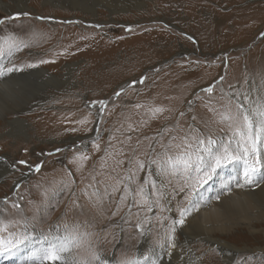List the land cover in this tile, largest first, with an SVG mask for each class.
<instances>
[{"label":"rangeland","instance_id":"374dc122","mask_svg":"<svg viewBox=\"0 0 264 264\" xmlns=\"http://www.w3.org/2000/svg\"><path fill=\"white\" fill-rule=\"evenodd\" d=\"M7 2L0 42L19 47L0 63L22 71L3 76L0 87V235L29 239L0 253V264L38 262L44 237L66 233L76 237L72 264H96L94 254L130 264L152 249L161 260L173 239L183 259L227 264L216 245L186 239L175 223L193 181L161 166L185 153L195 160L197 140L209 136L231 141L230 151L239 143L237 155L251 148L229 118L238 95L264 107V0H143L122 10L81 0H25L23 9ZM256 155L260 161L257 144ZM233 167L232 177H244L243 160L216 172ZM238 186L234 179L230 188ZM230 220V234L217 237L248 248L230 264H264L262 224L251 233Z\"/></svg>","mask_w":264,"mask_h":264},{"label":"bare ground","instance_id":"6f19581e","mask_svg":"<svg viewBox=\"0 0 264 264\" xmlns=\"http://www.w3.org/2000/svg\"><path fill=\"white\" fill-rule=\"evenodd\" d=\"M7 1L14 2L16 6L20 9H23L25 7L24 4L25 0H0V7L3 8L5 11H9L7 9L9 5ZM81 1L85 3L83 7H87L85 5H88L90 2L91 3L95 2L104 6L108 10H118V9L122 10V9H127V6L129 5L139 6L141 5L143 0H81ZM150 5L151 6L156 5V0H151ZM89 8L91 7L89 6L88 9H85V11L91 10ZM42 72L45 71L42 70ZM5 77L3 79L2 77H0V87ZM4 112H5L4 109L0 107V116H2ZM15 121L22 122V120L20 119H15ZM257 146L261 154V157L259 161L260 162L259 167H257L258 170L251 176V182H249L244 177L239 176L241 173L240 174L236 173L235 178L232 177L230 172L236 171L234 167H233L234 169L232 170L230 168H227L222 171L216 172L211 182H209L208 185L204 186L200 190V194L196 202V209L194 211H191L190 214L186 215L184 219V224L182 225L183 234H185L186 239L190 238L191 236H194L205 240V242L207 243H213L221 250L227 264H230V261L233 255H235V252L241 251L242 249L244 250L248 249V248L236 247L234 245L224 242L222 239L217 237V236H221V234L224 236L230 234L228 232H229V226L232 223L230 220L232 217L236 218V223L238 225L243 224L244 226L247 227V229H249L251 233L255 232V229L257 228L256 227L257 224L261 223L262 229L260 230V232L264 234V139L258 141ZM6 167L7 166H5L4 169H0L1 174H3V172H6L5 171V169H7ZM244 170H246V168ZM234 179H235V183L237 182L239 183V186L235 189L230 188ZM38 238L42 239L43 237L39 236ZM29 241L30 243L26 244L25 246L28 245L31 246L32 243L35 242V240L33 239H30ZM141 244L144 246H148L146 237L144 238L143 242L141 241ZM35 248L37 249V247ZM158 250L152 249L149 256H145L143 252L140 251L138 257L130 264H196L195 263L196 259L194 260V259L182 258V253L184 252H182L180 247L177 246V243L174 239L173 241H170L169 248L166 249L167 251L161 260L159 259L160 252ZM26 251L29 250L26 248ZM66 258L68 264H72L68 260V256ZM32 260L33 259L29 256V259L23 261L24 262L23 264H29V262H31ZM106 260L108 262L107 264H116L114 263L115 261L114 262L110 261V259H106ZM36 264H39V260L38 262H36ZM44 264H50V262L45 261Z\"/></svg>","mask_w":264,"mask_h":264},{"label":"snow or ice","instance_id":"6c2138e0","mask_svg":"<svg viewBox=\"0 0 264 264\" xmlns=\"http://www.w3.org/2000/svg\"><path fill=\"white\" fill-rule=\"evenodd\" d=\"M261 36H264V33H261ZM14 47L18 48L19 46L9 45L7 50H5L2 42H0V61L6 57H11ZM29 66L31 67L32 65ZM16 71H22V69L16 68L15 66L8 67L0 63V77ZM206 91L211 93L212 87H208ZM248 99L249 97L247 95L243 96L244 101ZM98 103L101 105L104 104L103 101H99ZM229 119L233 121L232 126H234V135L240 136V138L246 142H251V148H244L243 152L237 155L234 153L239 149V143L237 149L230 151L231 141L225 144L209 136L207 142H205L204 139L197 140L194 149L196 153L195 160H192L189 153H185L184 157L176 159L169 158L168 161L162 163V172L168 171L169 165H171L172 169H182L187 173L188 178L193 181L188 187L191 188L194 194L191 196L188 206L180 209V219L175 221L178 225H183L184 217L196 209V202L200 194V189L212 179V173H215L218 169L226 167L235 161L243 160L246 168L244 177L251 182L252 174L258 170L256 165L259 163V159L256 155V144L257 141L264 139V107H253L252 104L246 105L240 101L238 95L237 111ZM20 163L26 162L21 161ZM153 163L155 164V161H153ZM36 167L37 169L39 168V166ZM141 167H143V165H141ZM179 191L184 192L185 189L180 188ZM186 199H188V197H186ZM0 231H6V229L0 228ZM28 239L29 237L24 235V233H9L8 239L0 235V253L10 254L26 243ZM44 239L48 241V243L46 247L38 251L39 264H44L45 261L50 262V264H68L66 257L70 252L71 246L75 243L76 237L66 233L65 235L58 234L51 237H44ZM92 261H95L96 264H107L106 261H101V257L98 254L93 255ZM29 264H36V261L33 260L29 262ZM88 264H92V262L89 261Z\"/></svg>","mask_w":264,"mask_h":264},{"label":"water","instance_id":"95a60500","mask_svg":"<svg viewBox=\"0 0 264 264\" xmlns=\"http://www.w3.org/2000/svg\"><path fill=\"white\" fill-rule=\"evenodd\" d=\"M99 119L97 120V123H98ZM93 133H95V130L93 131Z\"/></svg>","mask_w":264,"mask_h":264}]
</instances>
